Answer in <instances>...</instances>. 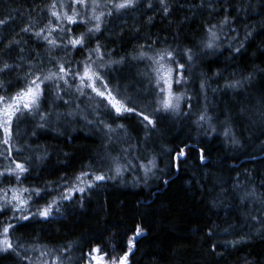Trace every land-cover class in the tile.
I'll return each instance as SVG.
<instances>
[{"label": "trees", "instance_id": "1", "mask_svg": "<svg viewBox=\"0 0 264 264\" xmlns=\"http://www.w3.org/2000/svg\"><path fill=\"white\" fill-rule=\"evenodd\" d=\"M44 1L0 0V12L15 16L17 9H41ZM149 2L155 11L147 7ZM167 3V16L159 0H143L137 8L107 18L101 32L87 44L94 48L99 41L105 63L125 58V63L113 64L105 78L111 86L118 84L122 96H130L139 109L156 119V128L147 140L135 114L115 122L103 117L113 128L123 124L126 129H117L111 141L98 126L86 124L80 116L49 121L44 128L36 127L31 118H22L13 125L14 144L19 141L16 146H31L24 147L23 156L16 157L20 161L33 158L30 178H54L62 173L76 176L85 170L86 159L100 162L106 153L123 158L122 149H128L127 158L134 164H147L155 158V175L150 173L145 182L142 169L126 171L63 202L60 212L53 213L48 221H15L11 232L14 244L46 245L52 255H60V249L71 245L62 256L64 264H87L85 254L96 246L109 258L122 255L140 225L143 231L135 240L129 264H264V227L251 219H264V204L260 202L264 200V120L259 115L264 110V0H203V5L202 0ZM226 14L230 24L223 27L219 47L203 49L201 42L207 37V26H219ZM13 24L4 30L6 40L0 49L12 39L19 40ZM86 27L73 26V34L86 31ZM233 28L235 32L231 31ZM147 45L154 49H192L194 59L185 71L187 82L173 85L175 93L191 97L181 100L178 113H153L147 106L153 99L148 95V80L142 75L149 71L148 61L132 59L146 51ZM71 54L73 64L86 55L83 51ZM184 62L182 58L181 63ZM235 81H241L243 86L225 87ZM201 82L205 83L203 90ZM57 103L58 111L69 110L62 102ZM77 103L85 109L88 101L81 97ZM205 109L215 131L207 123H196ZM226 118L238 145L223 135L222 122ZM88 119L94 117L89 114ZM180 149L185 156L179 160L177 171L175 157ZM37 156L43 159L37 160ZM5 163L0 158V168ZM101 169L107 172V165L92 172ZM23 184L47 187L46 183L28 180H23ZM252 191L255 196L241 200ZM236 240L241 242L235 247L225 244ZM213 244L218 245L215 251ZM26 255L35 258L39 253ZM48 259L51 264L52 256ZM0 264L26 262L9 252L0 253Z\"/></svg>", "mask_w": 264, "mask_h": 264}, {"label": "snow or ice", "instance_id": "2", "mask_svg": "<svg viewBox=\"0 0 264 264\" xmlns=\"http://www.w3.org/2000/svg\"><path fill=\"white\" fill-rule=\"evenodd\" d=\"M141 2L143 0H52L46 9H41V11H47L46 22L40 23L38 20L31 19L29 23L20 28V32L35 39L37 46H45L48 53L47 63L53 66L47 72L44 70L45 59L40 56L39 52L35 49L26 52V41L24 45H21L20 40L12 39L3 49H0V77L22 69L27 63V71L23 76H17V81H22V85L18 86L17 90L11 94H0V158L7 162L0 168V184H3L5 180L15 181V183L0 187V216H8L7 221L0 222V253L11 252L26 264H49L48 257L51 255V264H64L62 256L65 251L71 248V245L68 246V249H60V255H52V250L48 249L46 245L26 247L22 243L14 244L11 232L15 229L16 224L12 221L36 219L41 222L48 221L53 213L60 212L63 202L71 201L73 196L82 195L88 190L98 187V182L114 180L126 171L142 169L145 182H147L150 173L155 175L153 172V169L157 167L155 158L148 160L147 164H134L132 159L127 158L128 149H122V152L125 153L123 158L113 157L110 153H106L100 160V165H107V172L102 169L99 172L81 171L74 177L71 186L65 187L64 191L59 192L58 195L52 188L24 186L23 180L32 170L33 158L28 156L20 161L16 157L23 156L24 147L30 148L31 146H16L19 141L14 144L13 135L14 123L21 121L22 118H31V121L36 123V127L44 128L49 121L59 122L80 116L86 124L98 126L104 132L105 137L111 141L112 134L117 129L125 131L126 129L123 124H117L113 128L112 123L103 117H110L115 122L127 114H135L140 118L141 126L145 131V140H147L149 134L156 128V119L139 109L130 96H122L118 84L111 86V81L105 78L108 70L112 69V65L125 63V58L105 63V54L101 51L99 41L94 48L87 47L91 38L101 32L102 25L107 18L135 9ZM219 2L222 3L224 0H219ZM159 5L164 15L167 16L169 13L167 0H159ZM147 7L155 11L150 2L147 3ZM224 11L227 13L228 9L225 8ZM16 16L22 17L19 9L16 10ZM15 19L16 17L11 12L5 13L3 18H0V29L14 23ZM229 24L230 19L226 14L219 26L216 24L207 26V37L201 42L202 48L207 50L218 48L223 27ZM81 25L87 26L86 31L80 32L78 35L73 34V26ZM231 31L235 32L236 30L233 28ZM0 43H3L2 37H0ZM14 47L19 51L17 56L12 58V62H9L4 57L9 56ZM144 47V45L141 46V48ZM239 50V48L236 49V51ZM57 51H62L65 55L69 52L83 51L86 55L84 59L73 64L72 60L62 62L57 59L53 55ZM182 58L185 60L184 63H181ZM132 59L148 61L149 71L142 75L147 78L150 86L148 95L153 99L148 101L147 106L152 108L153 113H178L181 100L185 98L191 100V97H185L183 93L177 94L173 90V85L178 86L187 82L186 65H190L194 59L191 48L177 46V48L154 49L152 45H147L146 51H140ZM33 60L37 62L33 63ZM245 79H250V77ZM12 86L11 80L5 82L0 79V93H7ZM242 86L241 81L225 85V87L233 89ZM200 87L203 90L205 83L201 82ZM81 97H85L88 101L85 109H82L77 103ZM57 101L62 102L63 106L69 110L58 111L60 104ZM73 105H75L74 108ZM187 107L191 110L193 106L189 103ZM101 109H103V114H101ZM89 114L94 119H88ZM259 115L264 120V110L260 111ZM211 121L212 117L207 115V109H205L199 115L196 123L198 125L207 123L215 131ZM222 123L224 124L223 135L230 138L233 145H238L239 140L232 132L228 118ZM17 135L19 134L17 133ZM14 151L15 155H13ZM184 156V150H178L175 157L177 171L179 170V160ZM35 158L43 159L41 156ZM203 160V151H201V161ZM163 182L168 183L167 180ZM64 184L67 185L68 181L65 180ZM255 195V191L245 193L241 200ZM49 196L51 198L47 199ZM40 200H45V203H38ZM260 202L264 204V200H260ZM251 219L264 227V219L257 216H252ZM142 231L140 225H137L134 235L127 241V251L122 255H113L109 258L108 253L102 252L99 246L93 247L89 253L85 254L89 264H129L128 257L135 246L136 238L142 234ZM224 231L227 232L228 229L225 228ZM212 234L213 229L210 228L209 235ZM240 242L236 240L225 242V244L235 247ZM212 247L215 251L218 245L213 244ZM20 250L25 255L22 256ZM112 251L115 252V247ZM28 252H36L39 255L34 258L26 255Z\"/></svg>", "mask_w": 264, "mask_h": 264}, {"label": "rangeland", "instance_id": "3", "mask_svg": "<svg viewBox=\"0 0 264 264\" xmlns=\"http://www.w3.org/2000/svg\"><path fill=\"white\" fill-rule=\"evenodd\" d=\"M52 0H45L44 1V5L42 6L41 9H46V6L51 3ZM1 4V3H0ZM41 9L36 8V9H32V10H23L21 11L22 13V17L21 16H16L15 22L16 24H13V30H16L19 33V36H17V38L22 39L21 40V45H24V42L26 41V52L28 50L31 49H35V51L40 53V56L43 57L45 59V65H44V70L45 72L49 69L52 68L53 66L49 63H47V55L48 53L46 52V48L43 45L37 46L36 41L33 37H30L28 34H24L22 32H20V28L25 26L27 23H29V20L31 19H35L38 20L40 23H44L46 22L47 19V11H41ZM5 13L0 12V18H3V15ZM14 22V23H15ZM10 24V25H12ZM8 25V27L10 26ZM7 26L4 27V29H0V37L3 38V43L6 40V37L3 35L4 34V30L6 29ZM7 43V41L5 42V44ZM1 44V43H0ZM14 50L10 53L11 58H6L9 60V62H12V58H15L18 54V48H13ZM16 49V50H15ZM53 55H55L57 57V59H60L62 62L66 61V60H70L72 57L71 52H69L67 55L64 54V52L62 51H57L55 53H53ZM33 63H36L37 61L33 60ZM27 71V63H25L24 67L22 69H17L14 72L8 73L5 76L0 77V79L4 80L5 82H7L8 80H11L13 83V86L10 87L8 89V94H11L12 92L17 90L18 86L22 85V81L18 82L17 81V76H23L24 72ZM83 167H84V171H94V170H98L100 167V163L98 160H96L95 158H89L86 159L83 163ZM75 176H68V174H60L56 177H43L41 178L40 176H35V178H30L29 175H27V178L24 180H28V182H32V183H46L48 188H52L55 189V194H59V192L64 191L65 187H69L72 184V181L74 179ZM67 180L68 184L65 185L64 181ZM9 183H15L14 180H5L3 184H0V187H3ZM51 197H47V199H50ZM38 203L43 204L45 203V200H40ZM10 215V214H9ZM8 220V216H0V222L2 221H7ZM13 223L15 221H12ZM89 264V262L87 263Z\"/></svg>", "mask_w": 264, "mask_h": 264}]
</instances>
